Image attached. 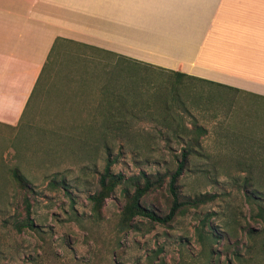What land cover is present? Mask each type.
I'll list each match as a JSON object with an SVG mask.
<instances>
[{"label": "rangeland", "instance_id": "rangeland-1", "mask_svg": "<svg viewBox=\"0 0 264 264\" xmlns=\"http://www.w3.org/2000/svg\"><path fill=\"white\" fill-rule=\"evenodd\" d=\"M60 49L19 124L0 125V264H264V225L247 198L250 188L264 193V99ZM104 122L108 150L99 147ZM186 146L179 191L211 201L168 226L142 217L122 225L121 187L93 210L107 159L126 178L170 173ZM14 169L33 191L17 186ZM146 204L165 215L170 199L162 189ZM28 219L34 229L16 228Z\"/></svg>", "mask_w": 264, "mask_h": 264}, {"label": "crops", "instance_id": "crops-1", "mask_svg": "<svg viewBox=\"0 0 264 264\" xmlns=\"http://www.w3.org/2000/svg\"><path fill=\"white\" fill-rule=\"evenodd\" d=\"M58 46L264 99V0H0V125L19 124Z\"/></svg>", "mask_w": 264, "mask_h": 264}, {"label": "trees", "instance_id": "trees-1", "mask_svg": "<svg viewBox=\"0 0 264 264\" xmlns=\"http://www.w3.org/2000/svg\"><path fill=\"white\" fill-rule=\"evenodd\" d=\"M91 49L97 50L95 48ZM131 61L135 62L136 64H142L134 60ZM171 74L175 75L179 79H192L191 77L180 72ZM111 126L112 125L107 122L101 124V128H103L104 131L100 136L101 145L99 143V147L102 146L106 150L110 148L108 142L110 139H112L111 137H109L110 135H108L106 131L107 129L111 128ZM175 139L181 140L179 136H175ZM192 142H197V140L192 139ZM192 154V146L183 147L180 155L177 156V166L173 172H156L154 174L140 172L138 175L128 178L124 177L122 174H114L111 170L112 161L111 159H107L104 171L99 178V190L90 197L93 205V210L99 213L105 199L109 198L111 194L116 190V188L121 187L122 195L126 200L121 212L122 225L129 226V224L135 218L142 217L147 219L151 223L161 226H168L175 220L176 216H178L179 214H183L191 208L197 209L201 204H204L213 199V196H210L208 194L196 195L194 198L184 197L179 191V178L185 170V167L187 166ZM11 176L19 188L28 192L33 191V187L17 169L11 171ZM162 189H165L170 199V206L168 208V212L165 215L161 214L160 211L146 204V199L151 193ZM248 190H250V193L247 195L248 201L249 203H251L250 205H254L256 209L254 219L258 222L263 223L264 225V193L261 192L258 188H250ZM207 219V217H204V219L202 220L203 225H207ZM24 227L34 229L33 222L28 219L26 223L19 224L16 228L18 230H21ZM211 237H214V233Z\"/></svg>", "mask_w": 264, "mask_h": 264}]
</instances>
